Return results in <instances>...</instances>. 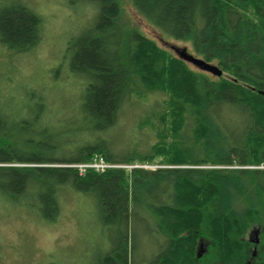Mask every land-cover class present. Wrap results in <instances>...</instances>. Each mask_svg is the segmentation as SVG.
Returning a JSON list of instances; mask_svg holds the SVG:
<instances>
[{
    "label": "trees",
    "instance_id": "obj_1",
    "mask_svg": "<svg viewBox=\"0 0 264 264\" xmlns=\"http://www.w3.org/2000/svg\"><path fill=\"white\" fill-rule=\"evenodd\" d=\"M2 1L0 42L35 51L45 16L24 0ZM76 1L92 3L90 23L61 61L77 81L70 92L59 82L64 101L25 84L28 115L0 86V206L50 224L70 204L86 207L89 227L111 244L96 264H242L255 229L264 250V0H129L164 43H189L220 77L132 25L126 0ZM154 94L163 104L146 108ZM128 109L145 110L130 138L119 130ZM97 155L154 168L77 167ZM139 224L162 241L137 257ZM200 242L208 252L198 257Z\"/></svg>",
    "mask_w": 264,
    "mask_h": 264
},
{
    "label": "rangeland",
    "instance_id": "obj_2",
    "mask_svg": "<svg viewBox=\"0 0 264 264\" xmlns=\"http://www.w3.org/2000/svg\"><path fill=\"white\" fill-rule=\"evenodd\" d=\"M24 1L29 2L45 16L43 38L35 51L26 53L15 52L0 42V86L7 91L5 102L14 98L21 112L31 115L34 108L24 104L28 99L23 96L21 87L26 86L25 84L49 88L52 92V103L64 101L61 97L62 90L57 87L59 82H68L66 86H72L69 92L76 87H73L76 79L68 75V70L66 66H62L61 61L68 42L90 23L88 10L92 3L76 0ZM3 3L0 2V5ZM124 17L142 33L158 40L160 45L175 53L163 42L160 32L144 20L129 0L124 4ZM78 18L79 23L73 29L74 21ZM165 41L178 47H187L188 51L194 54L189 43L172 39ZM163 99L161 94L149 96L145 100L146 108L150 103L158 108L163 104ZM144 113L145 110L128 109L120 123V132L126 134L127 138L138 135V116ZM141 138H134L133 142L143 144ZM119 143L123 147L126 142ZM73 207L70 204L63 217L57 223L50 224L26 214H19L11 207L0 206V264H96L98 256L110 249L108 233L100 227H89L93 219L90 218L86 207ZM142 226L139 224L136 229L137 257L149 254L151 248L159 249L153 242L162 241L159 236L142 229ZM201 248L198 246L196 252L204 249L203 256L208 252V245L205 243Z\"/></svg>",
    "mask_w": 264,
    "mask_h": 264
},
{
    "label": "water",
    "instance_id": "obj_3",
    "mask_svg": "<svg viewBox=\"0 0 264 264\" xmlns=\"http://www.w3.org/2000/svg\"><path fill=\"white\" fill-rule=\"evenodd\" d=\"M165 44L168 45V43H165ZM169 46L175 51L176 55L180 59L184 60L185 62L190 63L194 67H196L202 71L208 72L214 76H217V77L222 76L223 71L221 68H219L215 64H212V63L206 61L203 58H199V57L195 56L194 54L190 53L188 51L187 47H178L174 44H169ZM261 93L264 95V92H261ZM203 245H204V243L200 242L199 248H201ZM201 249L197 253L198 257L202 256V251L204 249L203 250H201Z\"/></svg>",
    "mask_w": 264,
    "mask_h": 264
},
{
    "label": "flooded vegetation",
    "instance_id": "obj_4",
    "mask_svg": "<svg viewBox=\"0 0 264 264\" xmlns=\"http://www.w3.org/2000/svg\"><path fill=\"white\" fill-rule=\"evenodd\" d=\"M244 239L249 240V242L254 243L255 246L252 251V257L249 256V259L245 260L244 263L242 264H264V250L261 244L262 243V238L260 237V230H253L250 232L247 237H244ZM251 257V258H250ZM258 258L257 260H254V258Z\"/></svg>",
    "mask_w": 264,
    "mask_h": 264
},
{
    "label": "built area",
    "instance_id": "obj_5",
    "mask_svg": "<svg viewBox=\"0 0 264 264\" xmlns=\"http://www.w3.org/2000/svg\"><path fill=\"white\" fill-rule=\"evenodd\" d=\"M138 165H114L108 163L102 156H95L92 161H90L87 164L77 165L81 169V171H84L87 168H91L96 170L97 172H104L108 168H114V167H124L131 169L133 167H137Z\"/></svg>",
    "mask_w": 264,
    "mask_h": 264
}]
</instances>
